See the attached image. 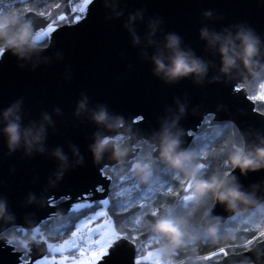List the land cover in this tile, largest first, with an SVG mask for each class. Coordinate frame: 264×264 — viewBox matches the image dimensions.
<instances>
[{"label": "water", "instance_id": "1", "mask_svg": "<svg viewBox=\"0 0 264 264\" xmlns=\"http://www.w3.org/2000/svg\"><path fill=\"white\" fill-rule=\"evenodd\" d=\"M209 10L213 16L206 18L203 14ZM137 11L143 13V19H137L132 27L140 36L139 44L133 42L125 27L129 15ZM150 20L163 21L153 37L158 45L148 43ZM241 25L254 29L264 39V0H93L83 19L57 28L49 44L40 47L42 51L30 61H19L5 51L0 58V110L22 98L25 125L39 121L44 112L55 122L54 129L48 128L45 153L28 156L21 149L10 155L0 134V198L7 199L9 210L15 214V227L37 228L57 214L66 215L85 198L92 202L108 198L109 181L102 177L101 170L117 161L106 153L96 162L89 145L98 130L112 133L99 128L90 113L75 114L82 95L88 96L90 109L104 104L110 113L122 115L131 125L136 134L131 141L135 145L132 155L138 153L142 142L152 144L161 124L166 121L170 126L178 115L184 148L190 147L193 134L208 116H214L217 122L234 123L244 142H259L258 138L264 137V113L257 109L246 88L252 78L245 82L239 77H224L219 71V54L208 49L200 37V29L205 26L222 31ZM168 32L179 34L182 46L211 62L202 83L192 77L166 83L154 75L151 55L162 46ZM180 104L185 108L183 114L179 113ZM57 107L60 113L55 112ZM71 145L79 149L83 163H77ZM56 147L69 157L59 180L56 173L60 161L51 154ZM229 174L238 178L244 191L254 192L257 201L264 203V169L244 175L236 168ZM100 185L104 191H97ZM33 195L36 200L30 202ZM256 207L247 204L232 211L216 201L210 213L220 218L221 225L236 213ZM6 226L0 221V228ZM29 249L28 264L48 254L44 242ZM136 252L130 239H119L96 264H138ZM22 255L0 240V264H22ZM217 261L264 264V243L201 264Z\"/></svg>", "mask_w": 264, "mask_h": 264}, {"label": "clouds", "instance_id": "2", "mask_svg": "<svg viewBox=\"0 0 264 264\" xmlns=\"http://www.w3.org/2000/svg\"><path fill=\"white\" fill-rule=\"evenodd\" d=\"M206 18L213 16L212 11H205ZM137 19H143V13L137 11L129 15L125 24L132 34L133 42L140 43V36L132 27ZM162 20H150L148 23V43L158 45L153 39ZM36 32L32 20L21 15L17 10H0V52L10 51L19 61H30L34 55H38L42 49L36 40ZM200 37L206 41L208 49L218 53L221 60L220 73L227 78L239 77L247 82L252 79H264V39L254 29L246 26H237L235 30L225 28L222 31L210 29L207 26L200 29ZM147 55V53H145ZM154 65L153 73L166 83H174L185 77H192L197 83H202L208 75L210 61L197 56L193 50L182 46V37L175 32H168L164 36L162 46H157L151 55ZM23 66V65H21ZM219 79V77H216ZM185 108L179 105V113L183 114ZM56 113L61 109L57 107ZM90 113V119L99 126L111 132V135L98 130L95 132L93 142L89 145L96 162L101 161L105 154L117 161L121 170L130 163L127 170L143 184H150L159 164H163L173 175L183 177L189 184L187 195L183 198L184 213L175 208H169L163 213L155 215L151 224L153 236L159 241L157 251L161 255L175 253L178 249L194 244L202 238L215 240L218 237L220 218L206 212L202 217L199 227H193L188 216L196 209L204 205L211 197L215 201L224 204L227 210L238 211L242 205L257 204L254 192L244 191L235 175L222 172L208 174L206 166L199 162L202 153L191 147H182L184 130L178 127L180 116L172 120L169 126L166 121L161 124L158 132L153 134V154L148 158L135 152V145L131 141L136 137L131 125L119 114L110 113L108 107L99 104L95 108H89V98L82 95L78 101L76 115ZM23 99H18L7 108L0 110V134L7 142L9 154L17 150H23L28 156L33 153H45L47 151L46 140L48 128L54 129L55 122L47 112L42 113L39 121H29L24 124ZM175 129V131H173ZM158 137V139H156ZM259 142L233 143L227 150V160L233 170L240 169L241 174L248 171L264 169V137L258 138ZM73 154L78 157L77 163H83V157L75 145H71ZM60 161L59 170L56 173L59 180L68 165L69 157L60 147H56L51 153ZM256 187V186H253ZM36 200L33 195L30 202ZM15 214L9 210L6 198H0V221H4L6 227L0 228V240L14 248L26 249L31 245H39L46 237L36 228L25 229L24 232L14 231ZM62 216L57 214V221Z\"/></svg>", "mask_w": 264, "mask_h": 264}, {"label": "trees", "instance_id": "3", "mask_svg": "<svg viewBox=\"0 0 264 264\" xmlns=\"http://www.w3.org/2000/svg\"><path fill=\"white\" fill-rule=\"evenodd\" d=\"M82 1L83 0H4V2L0 3V8L4 10L15 9L20 14L32 20L35 32L37 33L47 30V28L52 25H56L59 28L61 26L77 23L72 20V9L79 7ZM60 16L67 17V20L60 21L58 19ZM54 21L58 22L54 23ZM50 37L51 35H47L37 40L39 46H47ZM261 83H264V79H252L246 85L251 98L253 96H259L262 91L260 89ZM253 100L256 103L257 109L264 113V100ZM233 143H244V139L237 126L232 122H217L214 116H208L199 127V130L193 134L190 147L202 153L199 162L205 164V170L208 174L217 171L230 173L233 169L227 160V150ZM138 149V153L145 158H148L149 154L154 155L153 145L149 142H142L139 144ZM130 167L131 165L129 163L124 170H121V166L117 162L105 168V174L112 177L114 180L113 191L123 193V196L120 198L121 200L131 201V206L128 207L127 210H123L115 200L110 199V203L107 206V213L118 232L131 241H137L135 243L137 248V263L153 264L151 262L138 260L139 257H142L149 251L159 248V244L156 245L151 242L153 236L151 224L156 218L151 215V212L158 210L159 214L169 208H175L178 212L184 213L183 196L187 194L184 191L185 182L187 180L183 177H175L171 171L161 163L157 167L152 182L150 184H143L127 170ZM165 169L167 171H164ZM117 177L121 179L117 180ZM136 185H139V189L135 187ZM169 188L171 191H168ZM149 189H151V192L148 191ZM142 197L144 198L142 199ZM107 199H109V196ZM87 201L92 202L89 200ZM98 201L101 200L93 201L94 212L101 208L94 203ZM215 202V199L210 197L204 205L192 212V214L187 217L190 224L193 227H199L202 222V217L206 212H210ZM74 207L75 205L73 208ZM72 209L66 215H61V221L56 222L57 216H53L37 227L45 234L48 243L57 245L62 243V239H54L53 236L50 235L52 231L59 229V231L64 234L69 229L72 231L75 230L73 225H77L81 220V214L80 212H74ZM137 221H139V223H137ZM13 230L18 233L25 231V229L19 227H14ZM255 230L264 231V207L257 206L253 210L236 213L220 225L218 237L215 240L207 239L206 241L205 238H202L194 244L187 245L178 249L175 253L167 255V258H170L175 264L183 262L201 264L210 261L204 260L203 257L218 250L220 247L231 246L228 255L233 254V252H235V254L242 253L246 251L242 245H244L251 236L256 234ZM63 238H69V236H63ZM257 243H259V241L254 242L249 247L251 248ZM237 245H241V247H237ZM15 249L23 254L27 252L28 261L30 260L29 248L28 250ZM222 258L224 257H217L213 260Z\"/></svg>", "mask_w": 264, "mask_h": 264}, {"label": "snow or ice", "instance_id": "4", "mask_svg": "<svg viewBox=\"0 0 264 264\" xmlns=\"http://www.w3.org/2000/svg\"><path fill=\"white\" fill-rule=\"evenodd\" d=\"M2 2H4V0H0V3ZM83 2L84 5H87L88 3H91V0H83ZM0 10L4 9L0 8ZM85 11L86 9L83 6L72 9V20L78 22L81 18H83ZM58 19L60 21H64L67 20V17L60 16ZM55 22L58 21H54V23ZM52 31H54V28L49 27L47 31L37 32L35 38L36 40H40L49 35V33ZM2 53L3 52H0V55H2ZM260 89L262 91L260 92L259 96H253V99L264 100V83L260 84ZM164 171L167 170L165 169ZM101 175L104 179H107L109 181V199H103L94 203H96L100 207H107L110 203V199H112L115 200L123 210H127V208L131 206V201H124L120 199L123 196V193L119 191H113L114 180L112 177L106 175L103 169L101 170ZM174 176L177 178L179 177L176 175ZM116 179L120 180L121 178L117 177ZM135 187L139 189V185H136ZM187 189H189V184L186 181L184 188V191L186 193ZM97 191H104L103 186H98ZM148 191L151 192V189H149ZM168 191H171V189L169 188ZM143 198L144 197H142V199ZM72 210L74 212H80V219L82 220V223H80L79 226L74 224L73 228L75 230L72 231L71 229H69L64 234H62L59 229L50 232V235H52L54 239H62V243H59L58 245L48 243L47 237L43 239V242L48 248V254L53 257H55L57 254H61V259L57 261L55 259L50 260L45 257L43 259L32 261L31 264H95L96 257L104 253L107 247H110L115 241L119 239L127 238L126 236L118 232L116 228L112 227L108 213L103 211L94 212L93 202H88L86 198L77 203ZM156 214H158V210L151 212L152 216H155ZM101 220H103V223L100 222ZM137 223H139V221H137ZM35 231L39 233L41 230L40 228H36ZM255 232L256 234L251 236L246 241V243L242 245V247H244L246 250H250L249 246L254 242L259 241L260 243H264V231L255 230ZM63 236H69V238H63ZM207 239L208 238L205 237L206 241ZM132 242L136 243L137 241L133 240ZM151 242L156 245L159 244V241L154 236H152ZM86 244H90L89 249H86ZM230 247L231 246L220 247L218 250H215L209 255L203 257V259L213 260L217 257H227ZM237 247H241V245H237ZM92 248H96L98 249V251H91ZM25 250H28V248H26ZM65 253H72L73 255H64ZM74 253H79V258H77ZM233 254H235V252H233ZM158 255L159 252H149L148 255L144 257V259L155 258V264H162L161 260L156 258L158 257ZM20 259L22 264H28L27 252H25V254H23ZM217 264H219V261H217Z\"/></svg>", "mask_w": 264, "mask_h": 264}, {"label": "rangeland", "instance_id": "5", "mask_svg": "<svg viewBox=\"0 0 264 264\" xmlns=\"http://www.w3.org/2000/svg\"><path fill=\"white\" fill-rule=\"evenodd\" d=\"M92 1H93V0H91V2H92ZM89 5H90V3H88L87 5H84V2H83V1H82L81 4H80V6H83V7H85V9H86V11H85V13H84V15H83V18L85 17V15H86V13H87V9H88V6H89ZM80 6H79V7H80ZM83 18H82V19H83ZM50 27L54 28V31L58 28L56 25H52V26H50ZM47 30H48V28H47ZM47 30H44V31H47ZM54 31L50 32L49 35H52V33H53ZM2 55H3V53H2ZM2 55H0V58H1ZM80 202H81V201H80ZM78 203H79V202H78ZM76 204H77V203H76ZM76 204H75V205H76ZM101 211L107 213V207H101V208H100L99 210H97L96 212H101ZM109 220H110V219H109ZM100 222L103 223V220H101ZM110 222H111L112 227H114L113 222H112L111 220H110ZM80 223H82V220H80V221L77 223V226H79ZM114 228H115V227H114ZM115 242H116V241H115ZM50 244H52V243H50ZM111 246H112V245H111ZM109 248H110V247H107V248L105 249L104 253H102L100 256L96 257L95 264H96L97 262H99V261L103 258V256L106 255V254L108 253ZM86 249H87V247H86ZM94 251H98V249H96V250H94ZM149 252H158V251H157V249H155V250H152V251H149ZM149 252H148V253H149ZM148 253H146V254L143 255L142 257H139L138 260L143 261V262H151V263L155 264V258H154V259H144V257H146V256L148 255ZM89 254H90V252H89ZM64 255H73V254H72V253H65ZM74 255H75V253H74ZM45 257H47V258L50 259V260H51V259H55V260L59 261V260L61 259V254H57L55 257H53V256H51V255H49V254H47V255L44 256L43 258H45ZM167 257H168L167 255H161V254L159 253L158 257H156V258L160 259L162 263L167 264V262L171 260L170 258H167ZM43 258H41V259H43Z\"/></svg>", "mask_w": 264, "mask_h": 264}, {"label": "built area", "instance_id": "6", "mask_svg": "<svg viewBox=\"0 0 264 264\" xmlns=\"http://www.w3.org/2000/svg\"><path fill=\"white\" fill-rule=\"evenodd\" d=\"M85 247H87V249H89L90 244H86ZM94 250H96V248H92V249H91V251H94ZM75 256H76L77 258H79V253H75ZM162 264H165V263H162ZM167 264H175V263L172 262V261L170 260V261L167 262Z\"/></svg>", "mask_w": 264, "mask_h": 264}]
</instances>
